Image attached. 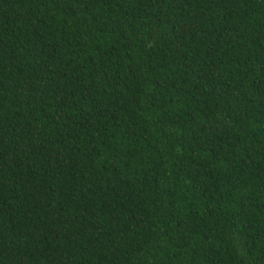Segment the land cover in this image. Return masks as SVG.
<instances>
[{"label":"trees","instance_id":"trees-1","mask_svg":"<svg viewBox=\"0 0 264 264\" xmlns=\"http://www.w3.org/2000/svg\"><path fill=\"white\" fill-rule=\"evenodd\" d=\"M0 264H264V0H0Z\"/></svg>","mask_w":264,"mask_h":264}]
</instances>
